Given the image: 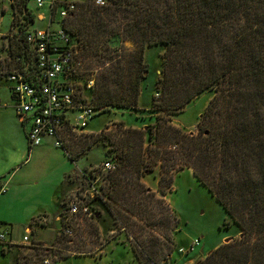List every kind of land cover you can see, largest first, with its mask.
Wrapping results in <instances>:
<instances>
[{"label": "trees", "instance_id": "1", "mask_svg": "<svg viewBox=\"0 0 264 264\" xmlns=\"http://www.w3.org/2000/svg\"><path fill=\"white\" fill-rule=\"evenodd\" d=\"M29 1L19 0L25 13L23 20H12L18 29L9 47L27 48L26 31L36 22ZM64 27L71 42H80L76 79L87 70H99L92 88L83 87L90 100L85 91L82 102L94 116L132 111L146 125L126 129L128 136L120 140L108 138L115 168L91 202L99 200L115 225L137 233V238L147 231L153 234L170 222L157 218L166 201L143 177L160 165L165 195L174 188L177 175L190 169L241 231L196 264H264V0H106L102 6L83 0ZM127 42L133 48H127ZM154 47L164 50L162 77L153 87L159 96L145 104L142 99L152 89L147 49ZM207 91L214 95L198 134L176 126L172 116ZM144 112L154 122L146 123L148 117L140 114ZM21 124L28 138L26 124ZM63 149L68 152L67 146ZM69 157L77 161L75 155ZM100 216L95 211L89 226ZM69 222L64 228L74 235ZM95 231V247L85 251L72 247L73 236L65 230L51 247L38 242L26 247L38 249L44 261L41 254L56 249V264L71 256L103 255L107 244L120 239L116 235L104 242L99 226ZM159 234L167 238V233ZM153 235L150 247H133L140 264H160L158 257L166 260L172 253L167 244L165 251L157 250ZM25 261V256L17 257V264Z\"/></svg>", "mask_w": 264, "mask_h": 264}, {"label": "rangeland", "instance_id": "2", "mask_svg": "<svg viewBox=\"0 0 264 264\" xmlns=\"http://www.w3.org/2000/svg\"><path fill=\"white\" fill-rule=\"evenodd\" d=\"M44 1L45 6L38 9L37 0H30L29 9L37 14L44 13L48 18L51 0ZM24 13L20 9L19 0H0V15L5 14L0 23V33L9 32L12 18L15 16L18 20H23ZM46 23L47 20L37 22L34 27H43ZM54 27L59 29L60 25L55 24ZM126 46L133 48L134 45L127 42ZM147 50V63L151 71L148 84L153 89H150L148 93L153 95H145L142 99V103L145 104L153 96H159L153 87L162 77L161 57L164 53L161 47ZM98 71L97 69L95 73L90 74L87 70L85 74L79 76V82H82L84 87L87 81L92 80L95 83L94 76ZM87 89L89 90V87ZM88 90H84L86 96ZM213 95V91H207L196 97L180 113L172 116L173 123L187 133L198 134L201 118ZM87 99L90 100L89 94ZM140 114L148 117L146 123H152L155 120L150 118L149 112ZM137 116L139 115L132 111L105 112L94 116L86 127V133L69 134L72 137L67 139L66 146L68 154L77 157V161L73 162L63 148H57L54 145L52 139H47L43 146L29 150V140L16 111L15 103L7 87L0 83V178L4 177L2 183L6 187V193L0 196V234H5L9 243L0 244V264H17V257L21 255L26 257V264H45L44 260L38 257L40 256L38 249L26 246L38 242L51 247L56 235L62 232L68 221L75 230L72 235L74 240L72 247H79V251L95 247L96 226H99L104 242L116 235L120 239L107 244L103 255L71 256L56 264H140L133 247H150L148 241L154 236L153 234L158 242L157 250L165 251L163 247L167 244L172 252L166 260L164 255H161V258L158 257L160 264H196L205 259L206 254L213 251L215 247L233 238L238 230L241 232L229 219L216 198L198 182L190 169H185L177 175L174 188L168 189L165 195L161 193V189L158 192V195L165 199L166 206L163 205L165 211L159 213L157 218H167L166 222H170L169 227L158 226L155 228L156 233L147 231L145 235L137 238V233L136 235L129 233L125 228H121V225H115L114 219L106 220L108 216L106 208L99 200L91 202L95 195L92 197L90 191L94 188L99 189L102 184L109 182L105 178L108 171H100L107 161L114 162L112 159L114 151H108V149L113 150L114 147L108 138L120 140L127 137L126 129L142 123ZM104 129L105 133H103ZM84 169L83 173L86 175L83 177L80 173ZM75 173L82 178L81 180L72 179L77 182L78 189L65 196L61 205L64 192L69 190L68 175ZM152 174L148 178L151 183L155 177L160 179V165ZM93 192L96 193L95 190ZM72 199L77 200L82 206H88L94 212L101 213L97 223L89 226L88 223L91 222L88 221L92 218L82 215L74 218L70 216L68 209ZM155 211L160 212V209ZM41 212L50 217L43 214L33 220V216ZM58 216L59 219H57ZM109 216L112 218L111 215ZM176 218L179 219L177 223ZM27 227L33 229L32 244L21 242ZM159 233H167V238ZM195 240H199L200 243L191 250ZM3 251L6 255H3ZM57 252L56 249H52L43 252L41 256L48 261V264H52L53 260L60 256L55 254Z\"/></svg>", "mask_w": 264, "mask_h": 264}, {"label": "built area", "instance_id": "3", "mask_svg": "<svg viewBox=\"0 0 264 264\" xmlns=\"http://www.w3.org/2000/svg\"><path fill=\"white\" fill-rule=\"evenodd\" d=\"M105 2L96 0L99 6L105 5ZM45 4L44 0H37L38 9ZM49 4L48 18L44 13L37 14L34 11L35 24L46 20L47 23L38 28L34 25L26 31L25 50L9 47L14 40L12 34L18 29L13 28L12 22L9 32L0 33V83L7 87L21 122L28 126V139L32 148L42 146L47 138L52 139L57 148H64L69 134L87 132L86 127L95 113L82 102L86 98L83 95L84 84L76 79L79 73L77 68L81 64L78 59L80 42H71L64 27L65 20L77 11L78 2L51 0ZM4 16L0 15V23ZM55 24H59L60 28L56 29ZM93 84L92 80L87 81L86 87L92 88ZM114 168V162L107 161L102 169L110 171ZM94 190L99 192L97 188ZM93 191H90L92 197L96 194ZM4 193L6 187L0 186V196ZM68 213L70 216L94 217V211L80 205L75 199L70 201ZM64 230L66 234L72 235L70 228ZM32 234V227H27L21 242L32 244ZM7 243V236L1 233L0 244ZM199 243V240H195L190 249L194 250ZM44 263L48 264V261Z\"/></svg>", "mask_w": 264, "mask_h": 264}, {"label": "crops", "instance_id": "4", "mask_svg": "<svg viewBox=\"0 0 264 264\" xmlns=\"http://www.w3.org/2000/svg\"><path fill=\"white\" fill-rule=\"evenodd\" d=\"M144 126H146V125H144V124H140V125H135V126H132L133 128H142V127H144ZM26 128L28 129V126L26 125ZM89 132V131H88ZM26 135H27V132H26ZM48 139V138H47ZM47 139L44 141V144L43 145H45V142L47 141ZM42 145V146H43ZM67 153V155L69 156V154H68V152H66ZM71 159V158H70ZM73 161V160H72ZM73 162H76V161H73ZM91 169V168H90ZM83 172H85V169H84V171H82L80 174H82V176L84 177L85 175H86V173H83ZM151 175H153V174H150V175H147V176H145V177H143V181L145 182V184L147 185V186H149L154 192H159V190H160V183H159V177H155L154 178V180L152 181V183L149 181V179L148 178H150L151 177ZM73 178H77V180L79 179V180H81L82 178H80L79 177V174L78 173H75V174H70V175H68V183H67V187H69V190L68 191H66V192H64V194H63V196H62V200H61V205H62V202H63V199H64V197L65 196H67V195H69V194H71V193H73L74 191H76L77 189H78V186H77V182H75V181H73L72 179ZM4 181V177L3 178H0V186H3V182ZM45 212V211H44ZM43 214H46V213H43V212H41V213H39L38 215H36V216H33V220L35 219V218H37V217H39V216H41V215H43ZM47 216H49L48 214H46ZM50 217V216H49ZM112 217V216H111ZM57 219H59V216L57 217ZM111 219L113 220V217L112 218H110V216L108 215V216H106V220L107 221H111ZM219 246V245H218ZM216 248V247H215Z\"/></svg>", "mask_w": 264, "mask_h": 264}, {"label": "water", "instance_id": "5", "mask_svg": "<svg viewBox=\"0 0 264 264\" xmlns=\"http://www.w3.org/2000/svg\"><path fill=\"white\" fill-rule=\"evenodd\" d=\"M229 239H231V238H229ZM229 239L225 240V242H228V241H229Z\"/></svg>", "mask_w": 264, "mask_h": 264}]
</instances>
